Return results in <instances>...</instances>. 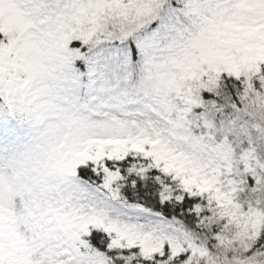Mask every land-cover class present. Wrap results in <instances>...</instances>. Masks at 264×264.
Instances as JSON below:
<instances>
[{
  "label": "snow or ice",
  "instance_id": "6c2138e0",
  "mask_svg": "<svg viewBox=\"0 0 264 264\" xmlns=\"http://www.w3.org/2000/svg\"><path fill=\"white\" fill-rule=\"evenodd\" d=\"M0 264H264V0H0Z\"/></svg>",
  "mask_w": 264,
  "mask_h": 264
}]
</instances>
